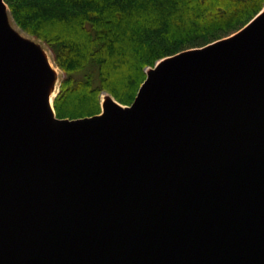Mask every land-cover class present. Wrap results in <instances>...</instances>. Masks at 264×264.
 I'll use <instances>...</instances> for the list:
<instances>
[{"label": "water", "instance_id": "water-1", "mask_svg": "<svg viewBox=\"0 0 264 264\" xmlns=\"http://www.w3.org/2000/svg\"><path fill=\"white\" fill-rule=\"evenodd\" d=\"M7 9L0 264H264L263 8L148 67L129 105L108 95L73 119L58 90L51 110L55 69Z\"/></svg>", "mask_w": 264, "mask_h": 264}, {"label": "trees", "instance_id": "trees-1", "mask_svg": "<svg viewBox=\"0 0 264 264\" xmlns=\"http://www.w3.org/2000/svg\"><path fill=\"white\" fill-rule=\"evenodd\" d=\"M5 2L63 71L53 106L57 117L70 119L99 113L103 91L129 105L147 67L235 33L264 7V0Z\"/></svg>", "mask_w": 264, "mask_h": 264}, {"label": "rangeland", "instance_id": "rangeland-1", "mask_svg": "<svg viewBox=\"0 0 264 264\" xmlns=\"http://www.w3.org/2000/svg\"><path fill=\"white\" fill-rule=\"evenodd\" d=\"M6 15H7V20H8L9 26L12 28L13 31H15V33L18 36H20L23 39H26V40L33 42L34 44H36L40 49H42L47 54L48 60L51 62L52 66H54V68H56L55 69L56 70L55 71L56 77H55L54 82H53V89L57 91L58 87L60 85L61 79L63 77V71L55 64L52 52H51L50 48L48 47V45H46V43H44L39 38H36V37L30 35L29 33H27L26 31H24L23 29H21L13 20L8 9H7ZM103 95H109V94L107 92L103 91L100 95V98H102Z\"/></svg>", "mask_w": 264, "mask_h": 264}, {"label": "bare ground", "instance_id": "bare-ground-1", "mask_svg": "<svg viewBox=\"0 0 264 264\" xmlns=\"http://www.w3.org/2000/svg\"><path fill=\"white\" fill-rule=\"evenodd\" d=\"M262 11H264V8H263ZM46 62H47L48 67L50 69H52V72L54 73V69H56V68H54V66H52L51 63L48 62V60ZM55 94H56V90H54L53 88L49 87L48 90H47V101H48V104H49L51 110H52V104L51 103H52V99H53ZM107 96L108 95H103L102 96V98H101L102 102H104L107 99Z\"/></svg>", "mask_w": 264, "mask_h": 264}]
</instances>
